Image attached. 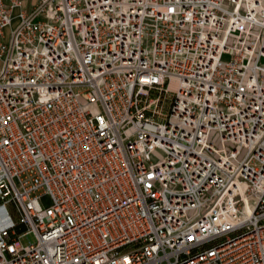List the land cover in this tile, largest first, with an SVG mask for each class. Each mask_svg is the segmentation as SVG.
I'll return each mask as SVG.
<instances>
[{"label": "built area", "instance_id": "built-area-1", "mask_svg": "<svg viewBox=\"0 0 264 264\" xmlns=\"http://www.w3.org/2000/svg\"><path fill=\"white\" fill-rule=\"evenodd\" d=\"M0 264H264V0H0Z\"/></svg>", "mask_w": 264, "mask_h": 264}, {"label": "rangeland", "instance_id": "rangeland-1", "mask_svg": "<svg viewBox=\"0 0 264 264\" xmlns=\"http://www.w3.org/2000/svg\"><path fill=\"white\" fill-rule=\"evenodd\" d=\"M23 7H24V8H27V7H28V2H27V1H24V2H23ZM81 101H82V102H86V100L83 99V98L81 99ZM29 238H30L31 241H35V240H36V237H35L33 234H31V235L29 236Z\"/></svg>", "mask_w": 264, "mask_h": 264}]
</instances>
